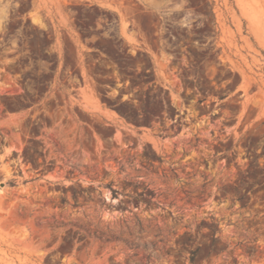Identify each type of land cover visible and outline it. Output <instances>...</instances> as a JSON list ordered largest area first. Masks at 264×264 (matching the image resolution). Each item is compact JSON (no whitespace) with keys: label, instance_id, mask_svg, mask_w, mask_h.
Instances as JSON below:
<instances>
[{"label":"rangeland","instance_id":"obj_1","mask_svg":"<svg viewBox=\"0 0 264 264\" xmlns=\"http://www.w3.org/2000/svg\"><path fill=\"white\" fill-rule=\"evenodd\" d=\"M108 1L0 0V264H264V0Z\"/></svg>","mask_w":264,"mask_h":264},{"label":"crops","instance_id":"obj_2","mask_svg":"<svg viewBox=\"0 0 264 264\" xmlns=\"http://www.w3.org/2000/svg\"><path fill=\"white\" fill-rule=\"evenodd\" d=\"M107 3H105L103 6L104 7H110V4L108 3L109 1L108 0H105Z\"/></svg>","mask_w":264,"mask_h":264},{"label":"bare ground","instance_id":"obj_3","mask_svg":"<svg viewBox=\"0 0 264 264\" xmlns=\"http://www.w3.org/2000/svg\"><path fill=\"white\" fill-rule=\"evenodd\" d=\"M35 20V22H40V20L39 19H34ZM38 24V23H37Z\"/></svg>","mask_w":264,"mask_h":264},{"label":"water","instance_id":"obj_4","mask_svg":"<svg viewBox=\"0 0 264 264\" xmlns=\"http://www.w3.org/2000/svg\"><path fill=\"white\" fill-rule=\"evenodd\" d=\"M2 186H3V184H2Z\"/></svg>","mask_w":264,"mask_h":264}]
</instances>
